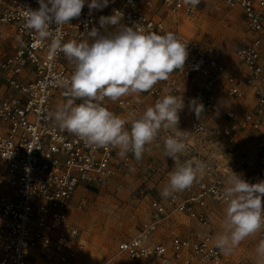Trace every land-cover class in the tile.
<instances>
[{
	"label": "built area",
	"instance_id": "1",
	"mask_svg": "<svg viewBox=\"0 0 264 264\" xmlns=\"http://www.w3.org/2000/svg\"><path fill=\"white\" fill-rule=\"evenodd\" d=\"M204 1L192 7L184 0H109L102 10L90 11L87 5L91 0H86L80 17L58 30L63 42H79L87 31L97 28L102 11L110 16L119 10L123 25L139 24L145 32L161 35L173 32L187 45L184 70L174 71L167 81L158 82L147 92L159 97L166 87L173 94L183 88L189 106L195 100L203 105L202 113L209 117L218 113L225 119L220 127L227 132V144L233 147L230 151L223 148L225 152L217 155L208 146L212 141L206 118L192 116L187 125L179 120L178 130L186 144L180 159L203 161L205 174L165 203L150 200L151 218L141 224L136 235L118 245L120 252L134 260L196 264L222 258L224 254L214 244L219 234L211 218L215 207L225 204L222 191L227 176L232 171L250 183L264 181V0H215L231 9L240 8L250 33L235 50V60L245 68L242 77L219 59L212 41L186 38L177 26L167 28L163 12L198 15ZM28 8L37 10L38 0H0V33L5 25H11L19 37L16 49L0 59L4 83V92H0V264H30L33 259L69 264L76 261L84 247L81 228L69 212L76 191L104 185L141 160L136 161L132 153L121 158L116 148L91 146L59 129L53 119V97L61 82L70 78L75 65L62 53L50 55V40L42 45L25 28L22 13ZM51 28L55 34L56 26ZM219 88L236 100L251 95L250 108L243 113L236 108L220 111ZM103 105L125 119L129 113L138 116L146 109L126 96L113 106L105 99ZM130 127V123L126 124V128ZM175 131H161L146 146L143 156L164 148V138ZM248 133L253 135L251 146L238 138ZM76 204L83 207L85 195ZM174 212L195 219L204 227L203 233L174 234L168 241H151L161 222ZM256 235L264 239V230Z\"/></svg>",
	"mask_w": 264,
	"mask_h": 264
},
{
	"label": "clouds",
	"instance_id": "2",
	"mask_svg": "<svg viewBox=\"0 0 264 264\" xmlns=\"http://www.w3.org/2000/svg\"><path fill=\"white\" fill-rule=\"evenodd\" d=\"M200 0H184L185 5L195 7ZM39 8L26 9L22 16L25 28L34 38L47 45L50 55L62 53L75 65L70 78L63 80L67 101L57 108L53 119L61 131L74 134L86 144L118 149L121 158L132 153L140 161L146 146L158 138L161 131L175 129L164 138L165 157L174 161L168 174L167 184L161 191L163 198L189 189L205 174L203 161L189 159L181 161L180 154L186 149L182 132L178 130L179 113L184 107L182 96L171 94V90L147 107L142 114L129 113L127 119L116 115L103 105L105 99L113 102L121 97L149 91L160 81H167L171 73L183 71L188 56L187 45L171 31L161 35L145 32L139 24L123 25V13L114 10L110 16H100L101 34L97 28L86 32L81 40L63 42L58 31L73 18L80 17L86 0H38ZM109 0H91L89 10H102ZM55 25V34L51 25ZM108 26L115 31L107 32ZM87 28V26H86ZM76 101H81L76 103ZM197 119L203 105L191 101ZM130 123V129L126 124ZM264 181L250 183L241 175L231 171L223 187L222 199L226 204L222 232L214 244L224 255H230L249 236L264 230ZM258 264H264V239L256 248Z\"/></svg>",
	"mask_w": 264,
	"mask_h": 264
},
{
	"label": "rangeland",
	"instance_id": "3",
	"mask_svg": "<svg viewBox=\"0 0 264 264\" xmlns=\"http://www.w3.org/2000/svg\"><path fill=\"white\" fill-rule=\"evenodd\" d=\"M226 10L221 8L209 14L179 16L176 20L184 37L197 40H206L207 37L214 40L222 53L223 61L233 66V51L238 44L247 39V33L244 25L236 17L228 15ZM131 170L115 174L109 183L87 189L82 193L85 195L86 204L81 208L72 207L70 218L81 228L84 247L76 261L69 264H152L144 260L131 259L118 248L122 240L138 233L141 224L147 221L149 214H152L150 200L145 197L149 188L142 181L141 171ZM225 209L226 204L216 206L211 218L218 234L222 232ZM167 219L175 224V234H185L188 231L190 234L195 231L194 229H197L198 233L204 231L200 223L184 213L174 212L165 220ZM259 241L254 234L242 241L230 255H223L215 261L202 260L195 263L258 264L256 248ZM30 264L62 263L33 259Z\"/></svg>",
	"mask_w": 264,
	"mask_h": 264
},
{
	"label": "crops",
	"instance_id": "4",
	"mask_svg": "<svg viewBox=\"0 0 264 264\" xmlns=\"http://www.w3.org/2000/svg\"><path fill=\"white\" fill-rule=\"evenodd\" d=\"M221 8L227 9L226 11L228 12V15L236 17V19H238V21L244 25L246 33H247V38H248L250 36V33L247 30L246 24L243 20L242 11L240 8L231 9V8L225 7L222 4L217 3L215 0H205L203 2V5L201 6L200 13L198 15L209 14V13H212L213 11H218V9H221ZM101 16H109V15H107V13L102 11ZM162 16L164 17L167 28L172 29L176 25L178 27L179 23H177V20L179 16H184V15H181V14L175 15V14L163 12ZM98 21L99 20H97L96 22L97 29L100 30L101 34H107L105 32V29L100 28ZM115 30L116 29L114 26H108L107 28V32H113ZM206 40H210L213 42L219 59L223 61L224 59H223L222 53L220 52L218 46H216L214 40L207 38V37H206ZM18 44H19V37L15 33L14 28L11 25H5L3 30L0 33V59L5 57L6 55L11 54L16 49ZM240 44H238L235 47V50ZM235 50L233 51V57H232V61L234 60L233 61L234 63L232 64L233 66H229V68L234 70L240 77H242L245 72V68L242 65H239L237 61L235 60ZM26 74L27 73H25L22 77H24ZM165 89H169V88L167 87L164 88L163 93L159 97L153 96L149 94L148 92L140 93L139 94V100L141 101L140 105H142L143 108H147L149 106L154 105L157 99H160L164 95L167 94L165 92ZM0 92L2 93L4 92V83L1 77V73H0ZM64 92H65V88L61 86L55 93V96L53 97V107L55 111L57 110L58 107L64 105L67 101V97L64 95ZM171 94L176 95V96H182L184 107L179 113V120L182 124L187 125L189 123L190 117L196 116L194 110L192 109V107L189 106L187 102V98H188L187 93L184 92V89L182 88L179 93L173 94L171 92ZM126 97H130L133 100H137L136 95H128ZM251 102H252L251 95L247 96L245 100L244 99L236 100V99H233L230 95H228L223 89L219 88L217 90V105L219 106L220 111H225L226 109H230V108H236L239 110V112L243 113L245 110L250 108ZM108 104L110 106H113L115 102L108 100ZM201 117H203L204 119L206 118L205 120L207 122V128L209 129V141H212V143L208 145L210 147L211 153H213L214 155H217L220 152L230 151V149H232L233 146L230 147V145L227 144L226 142L227 132L221 129L220 127L221 123H223L225 119L219 118L218 113L211 115V117H209V115H207L206 113H201ZM217 129H220V133L217 132L218 131ZM252 137H253L252 133H248L246 135L244 134L238 135L240 142L244 143L245 141V145H249V146H251V143L249 142L252 139ZM223 148L225 149V151ZM226 155L228 156L227 153ZM181 158H185V157H181ZM173 166H174V161L169 157H165L164 148H157V149L150 150L145 156L142 157L140 163L133 165L132 167L133 169L130 168V170L132 169L134 171V169H139L141 171V175L143 177L142 181L146 184V187L149 188V190H147L145 194V197L149 198V200L156 198V199L161 200V202L165 203L167 198H163L161 196V191L163 187L167 184L168 174L170 171H172ZM109 181H112V180H109ZM83 192H84L83 189H79L76 191L73 201L71 203V206L69 208L70 209L69 212L71 211L72 207L77 208L76 202L81 197ZM149 216L150 217L147 220L151 218L150 214ZM172 222L173 221L169 219L163 220L161 224L159 225L158 229L151 236L150 238L151 241H168L169 238L175 234L174 229L176 228H175V224L173 225ZM194 230L195 231H193L192 233L199 232L197 231V229H194ZM188 233L180 234V235L187 236V235L192 234V233L190 234ZM148 263L161 264L157 262H148Z\"/></svg>",
	"mask_w": 264,
	"mask_h": 264
}]
</instances>
